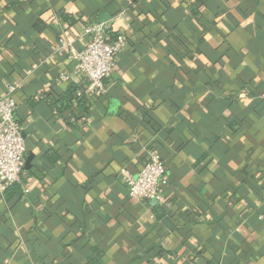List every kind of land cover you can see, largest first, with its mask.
Masks as SVG:
<instances>
[{
	"label": "crops",
	"instance_id": "1",
	"mask_svg": "<svg viewBox=\"0 0 264 264\" xmlns=\"http://www.w3.org/2000/svg\"><path fill=\"white\" fill-rule=\"evenodd\" d=\"M107 21L127 45L88 98L55 48ZM11 83L27 159L0 264H264V0H0V97ZM148 150L162 202L121 181Z\"/></svg>",
	"mask_w": 264,
	"mask_h": 264
},
{
	"label": "built area",
	"instance_id": "2",
	"mask_svg": "<svg viewBox=\"0 0 264 264\" xmlns=\"http://www.w3.org/2000/svg\"><path fill=\"white\" fill-rule=\"evenodd\" d=\"M120 16L125 18L123 14ZM109 21L85 24L83 34L86 45L82 50L75 51L63 40H58L55 48L58 53L65 49L70 51L71 59L77 62L76 74L84 83L82 94L88 98H97L105 93L103 82L113 72L117 56L127 45L126 37L121 32L112 38ZM61 79H66V76H61ZM17 90V84H5L4 93L0 97V194L20 183L27 157L22 125L16 117ZM165 173L166 167L160 156L148 150L146 161L136 175L121 169L120 176L130 199L162 202V189L167 185Z\"/></svg>",
	"mask_w": 264,
	"mask_h": 264
},
{
	"label": "trees",
	"instance_id": "3",
	"mask_svg": "<svg viewBox=\"0 0 264 264\" xmlns=\"http://www.w3.org/2000/svg\"><path fill=\"white\" fill-rule=\"evenodd\" d=\"M74 88L69 87L66 92L59 97V99L56 102H53L52 107L57 109L58 112H62L63 110H67L69 106L71 105V102L73 101L74 97ZM45 99H47L45 97ZM77 101V107L86 114V111L88 109L87 103L83 96L76 97ZM59 106V108H57ZM4 193H6V196L9 193L18 194L21 195V186L19 184H14L11 187H9Z\"/></svg>",
	"mask_w": 264,
	"mask_h": 264
},
{
	"label": "water",
	"instance_id": "4",
	"mask_svg": "<svg viewBox=\"0 0 264 264\" xmlns=\"http://www.w3.org/2000/svg\"><path fill=\"white\" fill-rule=\"evenodd\" d=\"M27 159V158H26Z\"/></svg>",
	"mask_w": 264,
	"mask_h": 264
}]
</instances>
